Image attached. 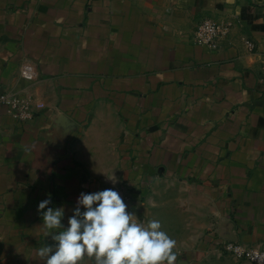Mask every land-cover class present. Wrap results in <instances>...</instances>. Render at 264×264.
Segmentation results:
<instances>
[{"label": "crops", "instance_id": "obj_1", "mask_svg": "<svg viewBox=\"0 0 264 264\" xmlns=\"http://www.w3.org/2000/svg\"><path fill=\"white\" fill-rule=\"evenodd\" d=\"M3 94L34 115L0 103V264H44L41 201L66 228L109 188L177 264H254L220 242L264 243V0H0Z\"/></svg>", "mask_w": 264, "mask_h": 264}, {"label": "clouds", "instance_id": "obj_2", "mask_svg": "<svg viewBox=\"0 0 264 264\" xmlns=\"http://www.w3.org/2000/svg\"><path fill=\"white\" fill-rule=\"evenodd\" d=\"M107 178L118 182L113 173ZM50 203L45 199L37 209L44 236L51 235L55 242L39 248L44 264H84L86 259L93 264H177V241L163 230L160 220L138 219L114 189L82 192L66 228L64 208L49 207Z\"/></svg>", "mask_w": 264, "mask_h": 264}, {"label": "built area", "instance_id": "obj_3", "mask_svg": "<svg viewBox=\"0 0 264 264\" xmlns=\"http://www.w3.org/2000/svg\"><path fill=\"white\" fill-rule=\"evenodd\" d=\"M228 31V26H223L211 18H205L197 27L196 39L201 44L216 48L221 37ZM245 43L249 49H253L254 43L250 39H245ZM0 103L6 104L8 111L19 119L28 120L34 115L31 103L20 96L3 94L0 96ZM43 107L44 103L37 104V108ZM220 248L223 253L239 259H247L254 264H264V243L225 240L220 242Z\"/></svg>", "mask_w": 264, "mask_h": 264}]
</instances>
